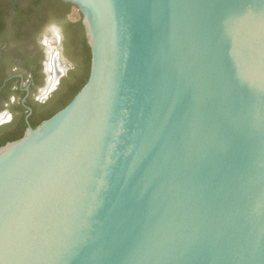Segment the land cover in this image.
Listing matches in <instances>:
<instances>
[{
    "label": "water",
    "instance_id": "water-1",
    "mask_svg": "<svg viewBox=\"0 0 264 264\" xmlns=\"http://www.w3.org/2000/svg\"><path fill=\"white\" fill-rule=\"evenodd\" d=\"M91 59L0 146V264H264V0H62Z\"/></svg>",
    "mask_w": 264,
    "mask_h": 264
},
{
    "label": "flooded vegetation",
    "instance_id": "flooded-vegetation-1",
    "mask_svg": "<svg viewBox=\"0 0 264 264\" xmlns=\"http://www.w3.org/2000/svg\"><path fill=\"white\" fill-rule=\"evenodd\" d=\"M78 21L73 6L56 12L32 0H0V144L36 127L71 93L84 69Z\"/></svg>",
    "mask_w": 264,
    "mask_h": 264
},
{
    "label": "trees",
    "instance_id": "trees-1",
    "mask_svg": "<svg viewBox=\"0 0 264 264\" xmlns=\"http://www.w3.org/2000/svg\"><path fill=\"white\" fill-rule=\"evenodd\" d=\"M32 1L39 2L41 4V6L43 8H45V11L46 10L49 11V10L53 9V10H56V12H60V11H63L64 9H66L68 7L69 8L72 6L75 7L74 5H72L68 2H63L62 0H32ZM75 9L77 10V7H75ZM76 35H77L78 44H80V46H81L79 49V52H81V54H82L81 59H80V63L84 69H83V73L79 77L77 83L71 89V91H70L71 93L65 97V99L61 103V105H60L61 107L59 109H61L66 103H68L73 98V96L76 94V92L85 83V81L87 80L88 74H89L91 52H90V47H89L87 40H86L84 26L80 21L77 22V33H76ZM59 109H57L56 111H58ZM1 145L2 144H0V146Z\"/></svg>",
    "mask_w": 264,
    "mask_h": 264
}]
</instances>
